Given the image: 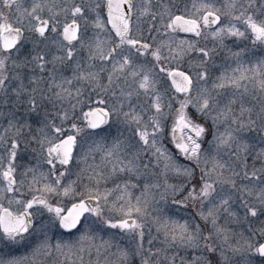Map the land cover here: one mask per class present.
I'll return each instance as SVG.
<instances>
[{
	"label": "snow or ice",
	"instance_id": "snow-or-ice-1",
	"mask_svg": "<svg viewBox=\"0 0 264 264\" xmlns=\"http://www.w3.org/2000/svg\"><path fill=\"white\" fill-rule=\"evenodd\" d=\"M0 264H264V0H0Z\"/></svg>",
	"mask_w": 264,
	"mask_h": 264
}]
</instances>
